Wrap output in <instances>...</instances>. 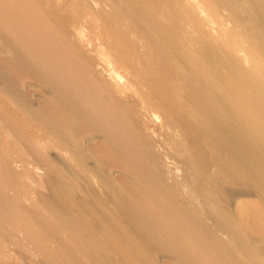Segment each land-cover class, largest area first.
<instances>
[{"label":"bare ground","instance_id":"obj_1","mask_svg":"<svg viewBox=\"0 0 264 264\" xmlns=\"http://www.w3.org/2000/svg\"><path fill=\"white\" fill-rule=\"evenodd\" d=\"M0 264H264V0H0Z\"/></svg>","mask_w":264,"mask_h":264},{"label":"rangeland","instance_id":"obj_2","mask_svg":"<svg viewBox=\"0 0 264 264\" xmlns=\"http://www.w3.org/2000/svg\"><path fill=\"white\" fill-rule=\"evenodd\" d=\"M86 9H87V7H86ZM179 175H180V173H179Z\"/></svg>","mask_w":264,"mask_h":264}]
</instances>
